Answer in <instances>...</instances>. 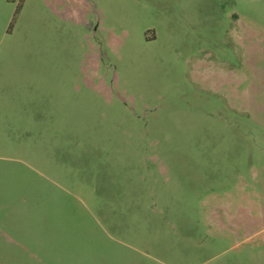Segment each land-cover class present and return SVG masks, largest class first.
Instances as JSON below:
<instances>
[{"label":"rangeland","instance_id":"rangeland-1","mask_svg":"<svg viewBox=\"0 0 264 264\" xmlns=\"http://www.w3.org/2000/svg\"><path fill=\"white\" fill-rule=\"evenodd\" d=\"M0 264H264V0H0Z\"/></svg>","mask_w":264,"mask_h":264}]
</instances>
